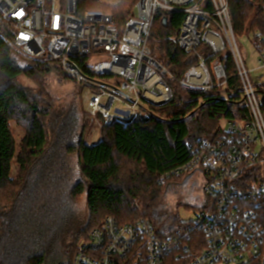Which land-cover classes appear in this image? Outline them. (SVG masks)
Listing matches in <instances>:
<instances>
[{"label": "built area", "instance_id": "built-area-1", "mask_svg": "<svg viewBox=\"0 0 264 264\" xmlns=\"http://www.w3.org/2000/svg\"><path fill=\"white\" fill-rule=\"evenodd\" d=\"M101 4L109 9L121 0ZM133 13L119 29L109 11L78 15L76 0H0V30L23 54L55 62L66 76L89 85L87 113L110 125L118 119L145 120L144 107L168 104L174 87L224 94L228 80L221 59L231 56L250 119L226 121L212 139H198L190 146V160L160 178L171 184L203 176L194 220L164 235L149 220L120 225L106 218L75 253L73 264H264V85L245 65L229 0H138ZM178 13L182 19L171 39L195 62L181 77L165 68L160 51L168 15ZM254 48L260 64L254 71L264 70V38ZM81 65L114 82L87 79ZM194 230H202L204 239L194 240Z\"/></svg>", "mask_w": 264, "mask_h": 264}, {"label": "trees", "instance_id": "trees-1", "mask_svg": "<svg viewBox=\"0 0 264 264\" xmlns=\"http://www.w3.org/2000/svg\"><path fill=\"white\" fill-rule=\"evenodd\" d=\"M76 1L79 13L82 1ZM137 1L121 0L106 10L119 29L134 14ZM229 9L235 36L247 33L258 45L264 38V1L229 0ZM181 19L180 13L168 15L160 45L165 68L177 77L195 64L193 55L171 39ZM221 60L228 80L224 94L174 87L168 104L144 107L145 120L118 119L110 125L99 117L100 140L90 145L85 134L95 118L84 107L82 114L77 108H61L45 89L21 83L27 79L36 85L39 76L53 69L66 79L68 75L55 62L23 54L0 30V264H73L75 253L105 218L120 225L149 220L164 235L183 228L186 224L176 215L156 210L169 185L160 178L190 160V146L200 138L212 139L223 130V122L250 119L233 59L227 55ZM79 69L87 79L108 77L95 76L84 65ZM12 123L25 131L19 144ZM121 160L134 167L125 172ZM83 195L88 217L81 221L76 205ZM260 215L264 220V213ZM203 234L194 230L190 235L202 240Z\"/></svg>", "mask_w": 264, "mask_h": 264}, {"label": "rangeland", "instance_id": "rangeland-1", "mask_svg": "<svg viewBox=\"0 0 264 264\" xmlns=\"http://www.w3.org/2000/svg\"><path fill=\"white\" fill-rule=\"evenodd\" d=\"M81 1L82 10L79 11L78 15L83 16L84 13L93 10H107L106 7L101 4V0ZM237 37L238 45L245 61V65H247L248 70L251 72V76L255 81H258L259 83L264 85V70L254 71V69L258 68L260 64L258 63V51L252 44V37L248 36L247 33L237 35ZM102 80L103 83H106L108 85L114 82V79L112 77H106ZM21 83L24 86L26 85L36 91L45 89L47 93L51 95L52 99L57 101V104L61 108L68 110L71 108H77L79 114L81 113L82 107H84L87 111L88 99L91 97V94L93 92L92 88H90L89 85L78 83L77 80L72 79L68 76L66 79L65 76L61 74V72H58L55 69H53L50 74L39 76V78H37L36 85L31 81H28L27 79L21 80ZM263 101L264 96L260 95V102L262 103ZM88 121H90V119H88ZM226 123V121L222 123V128L226 127ZM102 125L103 123L101 122V119L97 118L94 119L93 123L88 126L89 129L85 134V141L88 144L94 145L98 143L101 136V130L103 129ZM12 131H14L17 144H19L25 135V131L16 123H12ZM72 157L76 179H78V157L76 154L72 155ZM121 162L122 165L126 167L125 172H129L130 167H134L132 163L126 162L125 160H121ZM201 178H203V176L199 173L193 175L190 178L186 176L180 182H171V184H169L167 188H165L162 192L160 201L156 206V210L160 211L163 216L167 215V217H172V214H174L182 222L194 220L196 218L195 208L199 207L202 203L203 195L201 194ZM87 208V199L86 196L83 195L80 202L76 205V211L77 214H79V219L81 221L87 220Z\"/></svg>", "mask_w": 264, "mask_h": 264}, {"label": "water", "instance_id": "water-1", "mask_svg": "<svg viewBox=\"0 0 264 264\" xmlns=\"http://www.w3.org/2000/svg\"><path fill=\"white\" fill-rule=\"evenodd\" d=\"M166 24H167V20L164 19V25L167 26ZM158 105H164V104L162 103V104H158Z\"/></svg>", "mask_w": 264, "mask_h": 264}]
</instances>
